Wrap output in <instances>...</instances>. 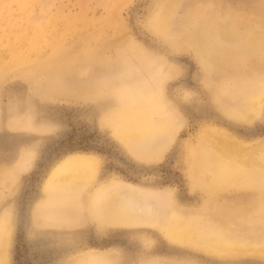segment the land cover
Wrapping results in <instances>:
<instances>
[{"label": "rangeland", "instance_id": "374dc122", "mask_svg": "<svg viewBox=\"0 0 264 264\" xmlns=\"http://www.w3.org/2000/svg\"><path fill=\"white\" fill-rule=\"evenodd\" d=\"M261 89L264 0H0L3 264H264L161 228L172 211L191 236L264 241L243 214L264 187L207 185L200 165L218 156L196 150L212 132L264 149V100L244 117ZM145 94L154 129L127 143L113 115ZM73 155L95 161L90 180L49 188ZM120 206L137 219L111 220Z\"/></svg>", "mask_w": 264, "mask_h": 264}, {"label": "bare ground", "instance_id": "6f19581e", "mask_svg": "<svg viewBox=\"0 0 264 264\" xmlns=\"http://www.w3.org/2000/svg\"><path fill=\"white\" fill-rule=\"evenodd\" d=\"M156 95L158 94L156 93L155 96ZM151 98L152 96L150 97V94L149 95L145 94L141 99H136L137 101L127 100L124 106L114 113L113 116L117 120V122L113 121V126L116 129V132L118 136L120 137V139H122L123 141L127 143H134L140 140L144 136V134L146 135V132L148 136L149 131L150 132L153 131L154 128H150L148 124L151 120L150 118L152 116V113L155 111V107L157 104L153 103V98L152 100ZM263 100H264V90L263 89L257 90L255 93L250 95L247 99L248 106H247L246 112L244 113V117L250 118L254 116L259 106L263 103ZM243 103L246 104V102H243ZM158 106L160 107L161 105L159 104ZM219 132H220V129H219ZM208 135L210 136V138ZM141 143L142 142H140V145ZM206 146L210 147L211 151L214 152L218 156L217 159L215 158L214 162L209 163V165H206V163L205 165L204 164L200 165L202 166V168L200 167L201 168L200 172L199 171L198 172L202 174L201 176H203L207 185L213 188L226 187V185H228V187L232 186L235 188H242L245 186H253L255 188L264 187V154H263L264 149L262 148L259 142L253 143L247 146L246 148V147H243L241 143L239 142L231 141L230 139H228L226 135H221L218 132L217 133L212 132L210 134L207 133L205 136H203L202 140L198 144V147L196 146L197 152H199L200 149H203V147H206ZM94 165H95V161L90 157L73 155L72 157L66 158L62 160L61 162L57 163V165L53 168L47 180V186L52 189H55V188L61 189V188H66V187L74 188L78 186L80 183L84 184L83 182H87L90 180L93 174ZM194 177H195V182H196L198 178L195 175ZM67 188L65 189V191L67 190ZM105 190L103 191L105 192ZM104 192H100L98 196L102 198L104 196L103 195ZM140 196L142 198V196L144 195H140ZM99 197L97 200L100 199ZM141 206L142 208L144 207L142 204ZM163 211L167 212L165 210ZM169 212H168V215L170 217L168 216V220H164L165 217L162 218L163 220L160 219L163 221L161 228L164 234L173 241L188 242L189 240L199 239L201 244H198V245H202L203 248H207L208 250L212 252H215L221 255L223 254V256L224 254L225 255L246 254V255H258L264 258V241H260V242L252 241V243H248L245 240H243L244 238L243 239L238 238L235 240H231L225 237L226 232L218 231L215 229L209 230L206 233H202L198 231L195 235L193 234L194 236H191L189 228L186 225L182 224L178 218H175V215L173 216L172 219H170L172 217L170 215L172 211L170 214ZM244 212H245V219H246L245 221L247 224H253L255 226L258 223L259 224L262 223L264 221V196L260 198L259 200L252 202L250 207L246 211L245 210L243 211V214ZM131 213L130 212L123 213V207L120 206L118 207V210L116 209L110 214L109 218L111 220L116 219L120 223L121 222H131L137 219V217L133 216ZM103 217H106V216L103 215ZM157 219L159 218H155V220ZM108 222H109V219H108ZM155 223L157 222L155 221ZM236 227H237V224H236ZM257 227L258 226L256 225V228ZM98 258H99V262H101L100 257H97L96 259ZM0 264H3V258L1 254H0Z\"/></svg>", "mask_w": 264, "mask_h": 264}]
</instances>
